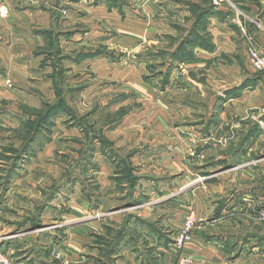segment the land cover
Masks as SVG:
<instances>
[{
  "label": "rangeland",
  "instance_id": "obj_1",
  "mask_svg": "<svg viewBox=\"0 0 264 264\" xmlns=\"http://www.w3.org/2000/svg\"><path fill=\"white\" fill-rule=\"evenodd\" d=\"M168 1L185 2L191 19L167 16ZM253 1L264 12V0ZM223 8L228 7L219 8L213 0H0V110L29 116L22 127L9 129L23 137L24 148L30 139L33 149L23 156L29 159L27 167L17 166L15 172L10 171L11 165L23 163L17 160L23 147L17 150L10 144L11 156L1 157L7 162L3 173L22 178L13 189L14 200L20 201L8 211L13 215L18 210L30 215L34 211L36 216L44 212L46 223L55 215L62 222L64 214L78 216L81 210L99 217L116 210L142 212L156 217L158 224L164 210L175 216L172 211L177 205L165 200L182 195L178 163L170 165L159 155L149 159L138 153L146 154L151 141L165 137L161 118L169 123L170 109L180 113L181 108L172 102L176 94L165 86L172 69L187 61V52L192 51L189 40L204 39H198L203 10L213 13ZM151 19L163 23L162 27L151 25ZM253 25L264 27L257 20ZM205 37L208 45L211 37L208 33ZM245 40L248 53L254 45L264 54L253 34H245ZM213 93L207 91L206 99ZM263 108L253 110L262 131ZM50 109L54 113L43 125L46 129L37 132ZM150 186L155 201L164 193L172 194V199L152 205L132 202L139 192L150 197ZM85 199L90 201L87 208ZM190 213L196 215L191 209L184 221ZM198 220L187 243L204 221ZM184 221L174 231L176 252L187 244H176ZM240 223L246 224L237 220ZM224 228L233 230L229 224ZM241 230L253 232L254 242L264 246V214ZM261 260L264 254L255 258L257 264Z\"/></svg>",
  "mask_w": 264,
  "mask_h": 264
},
{
  "label": "crops",
  "instance_id": "obj_2",
  "mask_svg": "<svg viewBox=\"0 0 264 264\" xmlns=\"http://www.w3.org/2000/svg\"><path fill=\"white\" fill-rule=\"evenodd\" d=\"M234 2L237 9L203 10L198 39H204L189 43L190 58L172 69L165 86L176 94L172 102L181 108V114L170 109L171 115L166 116L169 123L159 116L162 126L157 128L164 126L165 137L151 141L146 154L142 150L138 153L149 159L159 155L170 165L178 163L182 195L168 202L165 199L171 200L172 194L164 193L155 201L151 193L154 187L150 186V197L139 192L131 197L132 202L175 203V216L164 210L158 224L156 217L142 212L116 210L99 217L81 210L78 216L64 214L62 222L55 215L46 223L44 212L38 216L25 210L11 214L8 210L20 201L14 200L13 189L22 178L16 180L14 174L3 173L2 165L7 162L1 157L11 156L7 151L10 144L17 150L23 147V137L9 128L22 127L29 116L0 110V211L4 213L0 216V251L15 264H184L185 260L187 264H257L255 258L263 256L264 246L254 242L253 232L241 229L264 214V131L256 124L253 112L264 107V72H256L250 63L245 34H253L264 48V27L253 25L257 20L264 26V12L253 0ZM183 4L166 2V15L191 19L188 6ZM150 22L154 27L163 25ZM207 33L211 37L208 45ZM208 89L214 93L207 100ZM27 149L30 155L33 149ZM193 152L195 157H189ZM24 161L18 167H27L29 159ZM85 202L87 208L90 201ZM191 209L204 221L179 253L173 246L174 231ZM125 215L128 218L123 222ZM237 220L246 224H236ZM227 224L233 230L226 231Z\"/></svg>",
  "mask_w": 264,
  "mask_h": 264
},
{
  "label": "built area",
  "instance_id": "obj_3",
  "mask_svg": "<svg viewBox=\"0 0 264 264\" xmlns=\"http://www.w3.org/2000/svg\"><path fill=\"white\" fill-rule=\"evenodd\" d=\"M213 3L219 8L223 6H227L232 9H237L236 4L233 0H213ZM6 11V9H5ZM7 12V11H6ZM249 60L252 66L256 71L263 72L264 71V54L260 51L257 46L252 45L249 48ZM264 113V108H263ZM197 216L194 213H190L186 216L183 227L180 232V240L178 241L177 246L181 247L182 243H187L190 238L191 233L195 229L196 225L199 223V220L196 218ZM0 264H15L10 256L0 251Z\"/></svg>",
  "mask_w": 264,
  "mask_h": 264
},
{
  "label": "trees",
  "instance_id": "obj_4",
  "mask_svg": "<svg viewBox=\"0 0 264 264\" xmlns=\"http://www.w3.org/2000/svg\"><path fill=\"white\" fill-rule=\"evenodd\" d=\"M195 40H196V38H194V39H192V40H189L188 43H191V42L194 43V42H196ZM188 45H189V44H188ZM52 108H53V107H52ZM50 111H53V110L50 109L49 111H47V112H48L47 114H44V115H43V117H42V119H43L42 128L39 127L38 130H37V132H41V133H43V132H44V129H46L45 126H43V125L46 124V121L49 120V118H51V117H52V114L54 113V111H53V112H50ZM30 142H31V140L29 139V140L27 141V143L25 144V145H26L25 148L23 147V149L21 150L20 156L17 158V160H21V159H23L24 154H26L25 149L29 148V144H30ZM22 152H23V153H22ZM18 164H19V163L16 161V162L14 163V165H13V167H12V169H11L10 171H14V172H15V170L17 169Z\"/></svg>",
  "mask_w": 264,
  "mask_h": 264
}]
</instances>
